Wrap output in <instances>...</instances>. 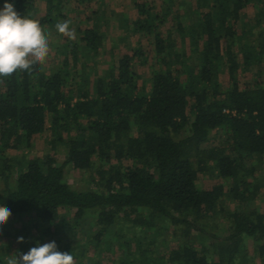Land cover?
<instances>
[{"label":"trees","instance_id":"16d2710c","mask_svg":"<svg viewBox=\"0 0 264 264\" xmlns=\"http://www.w3.org/2000/svg\"><path fill=\"white\" fill-rule=\"evenodd\" d=\"M70 1L0 0V10L13 4L47 34L67 20ZM255 6L253 20L243 17ZM135 7L136 19L125 16L121 27L138 37L136 49L94 71L96 78L87 61L103 52L98 23L58 47L55 70L43 64L0 77V206L51 234L63 212L75 211L76 226L90 218L95 234L84 232L82 245H94L95 257L122 248L114 264H241L250 258L247 239L264 264V209L256 205L264 201V0H144ZM253 67L257 75L242 84L241 69ZM47 131L51 153L11 155ZM213 133L224 145L204 148ZM69 166L92 172L95 186L73 187ZM203 174L215 184L207 186ZM213 216L225 235L209 230ZM163 233L172 240L157 255L147 240ZM127 239L136 245L119 243ZM6 260L0 252V264Z\"/></svg>","mask_w":264,"mask_h":264},{"label":"rangeland","instance_id":"374dc122","mask_svg":"<svg viewBox=\"0 0 264 264\" xmlns=\"http://www.w3.org/2000/svg\"><path fill=\"white\" fill-rule=\"evenodd\" d=\"M143 1L144 0H84V2H78L77 0H71L67 3V11L65 10L67 13L66 19L71 20L70 27L75 29V41L80 38L78 34L79 29L93 27V25L97 23L99 24L100 31L104 32L105 45L102 48L103 52L100 53V55L94 60L87 61L92 78H96L97 75H94V71L96 70H99V73L102 74V71H105L108 68V62L112 59H114L113 62L117 63L121 53L129 51L132 52L133 49H136L138 45V37L133 35L129 29L122 28L121 21L125 16L128 19V23H131L132 20L136 19L137 11L135 4L137 2ZM146 1L153 2L156 6L162 4V0ZM39 7L42 11H45L46 9L45 4L37 5V9ZM106 9L109 10L105 11ZM93 11L98 12L92 14ZM98 16H101L99 20ZM256 16V6L248 8L243 15V17L249 20H253ZM49 33H51L49 38L50 52L44 65L45 67H48V69L55 70L56 68L60 67L61 62L59 54L57 53V49L58 47H62L68 38L58 34L55 29H50ZM144 44L146 43L144 42ZM258 69L259 68L257 67H253L248 70H244L242 68L239 74L240 78L242 79V84L248 82L249 78L255 77L258 73ZM141 72L146 78L149 77L147 74L148 69L146 67L141 68ZM147 84L150 86L149 82ZM50 135L51 134L49 131L45 132L43 135L37 137L34 140L31 149H25V151L22 149L12 151L11 155L21 160L23 159L24 155H27L30 158H36L43 157L44 155L51 153V149L48 146V141L51 138ZM224 139L225 137L218 138L216 133H213L209 142L204 144V148L209 149L210 147L219 146L222 143L224 145ZM55 158H57L59 163H63L64 151L59 150ZM91 173L92 172L89 173L88 171L84 170H74L70 166L67 168V178L70 184L78 190H86L95 186V184L91 181ZM258 174L262 175L261 178L264 177V171L259 172ZM200 178L207 184V186L214 185L217 180L212 174H203L200 176ZM262 200H258L256 205H258L261 209H264V201ZM231 207V204H227V211L231 209ZM74 212L75 211H72V213L69 214L66 212L61 213L60 221L63 222L59 223L56 229L59 235L56 234L57 232L55 234H51L50 227L46 225L42 229L34 228V221L31 223V218L29 216H25L23 219L9 218L8 222L4 225V232L0 234V252L4 253L8 258L9 255H12L16 252L26 253L30 248L35 247L37 242L45 244L55 241L58 251L68 252L70 254L72 253L75 264H94V262H91V259L99 260L100 264H114V261H122V257L125 255V252L122 251V248L120 247L115 248V250L111 252L104 250L99 257H95L93 253H95L96 247L94 245H82L84 243L82 234L87 232V237L89 234H95V232L90 229V225L92 224V220L90 218L82 221L81 226H76L75 217L73 214ZM219 222L221 223V218H215V216H213L208 220L207 226L209 227L210 231L225 235V231L221 232V230H224L226 227L225 223L219 228ZM69 226L72 228L70 229ZM216 229L218 230L216 231ZM138 234V232H131L127 235L128 237H135V235ZM163 234L164 235H161L156 239H152L150 237L147 240V243L149 241L156 242L155 244H157L158 247V250L156 251L157 255H159L162 249L164 252H167L168 250H165L167 245L166 243L169 245L170 241L172 240L169 233ZM166 236L167 238L163 239V237ZM19 237L24 238V243H18ZM128 241L130 240H121L119 243H128ZM88 242L90 244V240ZM130 244L133 245L134 241L131 240ZM245 245L247 254L250 256V258L248 261H243L241 264H262L260 259L257 258L254 253L255 243L253 240H245Z\"/></svg>","mask_w":264,"mask_h":264},{"label":"clouds","instance_id":"9594fccd","mask_svg":"<svg viewBox=\"0 0 264 264\" xmlns=\"http://www.w3.org/2000/svg\"><path fill=\"white\" fill-rule=\"evenodd\" d=\"M71 20L55 24L58 34L70 40L76 39ZM39 21L23 16L11 3H5L0 10V77H11L18 71L31 74L37 65H43L49 55V38ZM12 215L11 211L0 206V228ZM2 234V232H0ZM18 243H24L19 237ZM6 264H75L72 253L58 251L55 241L41 244L25 252H16L6 260Z\"/></svg>","mask_w":264,"mask_h":264}]
</instances>
